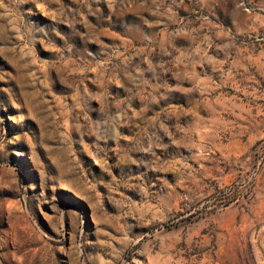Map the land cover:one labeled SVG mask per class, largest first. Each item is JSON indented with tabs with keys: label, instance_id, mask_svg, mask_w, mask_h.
Here are the masks:
<instances>
[{
	"label": "rangeland",
	"instance_id": "rangeland-1",
	"mask_svg": "<svg viewBox=\"0 0 264 264\" xmlns=\"http://www.w3.org/2000/svg\"><path fill=\"white\" fill-rule=\"evenodd\" d=\"M0 264H264V0H0Z\"/></svg>",
	"mask_w": 264,
	"mask_h": 264
}]
</instances>
